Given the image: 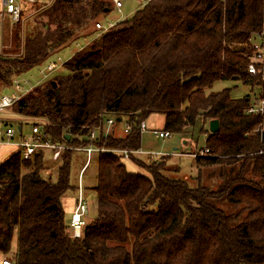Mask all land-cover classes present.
Listing matches in <instances>:
<instances>
[{"label": "trees", "instance_id": "obj_1", "mask_svg": "<svg viewBox=\"0 0 264 264\" xmlns=\"http://www.w3.org/2000/svg\"><path fill=\"white\" fill-rule=\"evenodd\" d=\"M45 5L23 4L22 18L41 8L23 40L15 30L22 54L0 55L1 87L95 36L91 27L115 6L113 0ZM117 26L13 106L17 116L43 125L54 143L104 150L96 152L97 217L72 238L62 198L71 188L74 151L63 152L55 182L44 175L45 151L29 161L17 152L0 165V254H12L14 264H264V116L246 113L259 98L213 91L217 82L264 85L263 75L248 71L252 36L264 29V0H148ZM152 114L165 117L163 131L171 136L205 135L200 150L209 154L192 157L196 187L168 176L163 154L147 155L154 159L147 163L120 153L141 150L140 126ZM110 118L114 128L124 125V136L114 137L113 128L90 141V131ZM211 120L220 124L216 134ZM122 159L143 172H129ZM205 169L221 180L217 188L201 184Z\"/></svg>", "mask_w": 264, "mask_h": 264}, {"label": "rangeland", "instance_id": "obj_2", "mask_svg": "<svg viewBox=\"0 0 264 264\" xmlns=\"http://www.w3.org/2000/svg\"><path fill=\"white\" fill-rule=\"evenodd\" d=\"M122 3L121 9L119 10L115 6H112L111 13L106 16V18H101L98 23H100L105 27V30H98L97 24L95 28L91 27L90 32L99 31L95 36L87 39H82L74 42L72 45L66 47L62 51L58 52L54 56L51 57L45 63L32 68L31 70L16 76L13 79V84H10L9 87H1L0 86V96H13L15 94V84L20 83L23 86V89H29L32 87L33 89L39 86L44 82L54 81V79L50 78V80H43L44 72L49 63H57L58 67L55 75H62L65 73V64L60 66V63H67L72 59L74 54L83 50L87 45L92 42L93 38H96L101 35V33H105L110 31L115 25H120L122 22L131 19L135 13L142 9L148 0H120ZM53 0H47V5H50ZM26 7L30 5H25ZM41 8V7H39ZM36 7V10L31 14H24V17L17 23H11L9 21H5L2 23V49L0 51V55L5 58H15L19 57L22 54V46L16 48V43L14 41V33L18 28L21 32V37L23 40V35H25L28 29H32L35 27L33 21L36 15H38V11L40 9ZM46 23V21H44ZM112 25V27H111ZM117 26V27H118ZM32 89V90H33ZM31 90V91H32ZM223 90H231V96L233 98H244L245 96H250L253 100L255 98H260L264 95V85L253 86L250 84H244L241 82H217L214 87V92H220ZM27 95V94H26ZM24 97V96H23ZM22 97V98H23ZM14 112V108L11 107L7 109L5 112L0 113V130L5 131L7 124H12L17 129V136L15 138V142L20 141L21 136L23 137H32L31 134V126L36 124L35 119L33 118H24L17 116ZM40 121V119H37ZM42 121V120H41ZM43 122V121H42ZM147 132L142 133L141 137V150L147 153H159L165 154L167 156L165 160H167L166 169L168 170V176L173 178L179 177L182 179H186L191 183V185L196 187V182H192L193 179L197 178L198 171L194 164L195 157L192 156L191 151L197 147V150H200L206 145L205 135H200L197 133L192 139H186L178 134H173L171 138L167 139H158L152 135L153 131L162 132L164 130L165 125V117L161 114H152L148 119H146ZM19 124H22L21 132L18 130ZM123 124L119 125L118 133H115L114 137H118L122 135ZM93 130V129H92ZM107 130V129H106ZM263 130H264V121H263ZM84 140H88V138H83ZM192 140V143H191ZM4 146H9V144H4ZM73 148V147H72ZM82 149V148H79ZM68 151V150H67ZM75 153L72 156V165H71V175H70V186L71 188L65 193L62 198V204L65 211V223L66 226L69 227L70 231V220L71 213L74 210L77 200H78V178L80 171L84 164H86L87 157L84 152L74 151ZM61 157L57 161L50 160L51 152L45 151V158L48 161L49 169L45 171V177H52L53 181L57 180V169L60 166ZM189 154V155H188ZM2 154H0V157ZM193 157V158H192ZM3 158V157H2ZM5 158V157H4ZM92 161L87 165V168L82 177V187L84 190V200L88 205V212L86 214V222H90L97 217V195L94 192V188L97 185V153H94L92 156ZM137 160H141L147 162L149 156L141 155ZM154 159H150L148 161L151 163ZM1 161V159H0ZM123 164L127 168L129 172L132 173H142L143 169L136 165V161L131 159H122ZM147 162V163H148ZM176 170H179V174ZM215 174H209V170L205 169L201 176V184L203 186L212 187L213 189L217 188L220 183V179L216 178ZM3 255L0 254V257Z\"/></svg>", "mask_w": 264, "mask_h": 264}, {"label": "built area", "instance_id": "obj_3", "mask_svg": "<svg viewBox=\"0 0 264 264\" xmlns=\"http://www.w3.org/2000/svg\"><path fill=\"white\" fill-rule=\"evenodd\" d=\"M37 0H0V51L2 49V23L5 21H9L11 23H17L22 19V11L24 3H35ZM115 2L116 7L120 10L122 3L120 0H113ZM98 30H105V27L100 23L97 25ZM112 27V25H111ZM252 47L254 49V53L251 58V63L249 64L248 71L250 75H263L264 76V29L255 33L251 39ZM64 63H60V66H63ZM261 66V68H258ZM57 63H49L43 76V80H50L49 76L52 73H55L57 70ZM15 85V94L13 96H0V113L5 112L7 109L13 107L17 102H19L23 96L28 94L33 88L23 89V86L20 83L14 82ZM246 113L248 115H261L264 116V95L260 97L255 105H251ZM102 120L101 124L90 131L89 140L94 141L98 137V133L103 134L104 136L109 135L112 132V129L115 126V120L110 118L105 121ZM6 130H0V144H9L15 145L18 149V152L21 155L22 160L29 161L33 159L38 153L41 151H50L51 158L54 161H57L61 157V153L72 150V151H81L87 154V164H89L91 160V155L96 152H101L104 150H100L94 147H87L83 149L68 147L64 144L54 143L52 142L44 133L43 125L38 123L33 124L31 126V134L32 137H23L21 136L20 141L15 142V138L17 136V129L14 126L9 124L5 125ZM107 129V130H106ZM260 126L255 129V131H259ZM140 130L142 132H147L146 124H142L140 126ZM129 128L127 127L125 132L128 133ZM152 135L158 139H167L171 138V135L167 132H159L153 131ZM196 150V148L194 149ZM124 155V158H129L130 155H150L151 157L160 156L159 153H147L142 150L139 151H120ZM209 154V150L204 149L199 152L192 153L193 157L203 156ZM84 167V170L86 168ZM79 195L76 203L75 210L71 216L70 220V233L73 239H80L82 237V233L84 228L87 225L86 222V214L88 212L87 202L83 199L84 195L82 194L83 189L81 186L78 188ZM0 264H14V258L12 254L3 255L0 257Z\"/></svg>", "mask_w": 264, "mask_h": 264}, {"label": "crops", "instance_id": "obj_4", "mask_svg": "<svg viewBox=\"0 0 264 264\" xmlns=\"http://www.w3.org/2000/svg\"><path fill=\"white\" fill-rule=\"evenodd\" d=\"M64 64H66V63H64ZM55 74H56V72L55 73H52L49 76V79L50 78L53 79L56 76ZM9 125H11V124H9ZM19 128H20V132H21L22 128L21 127H19ZM117 130H119V127L114 128L113 129V133L114 132L115 133H118ZM115 133H114V135H116ZM120 136H124L123 131H122V135H120ZM120 136H118V137H120ZM17 152H18V149H17V147L15 145L4 146V144H0V154H2V156L0 157V159H1L0 165L3 164L8 158H10L12 155L16 154ZM163 155H165V154H163ZM86 157H87V154H86ZM50 159L53 160L52 158H50ZM86 164H87V162H86ZM83 175H84V166L82 167V169L80 171V174H79V178H78V183H79L78 185L81 186V187H82V177H83ZM82 189H83V187H82ZM82 194L84 195V190H83ZM78 195H79V191H78ZM74 210H75V208H74ZM74 210L72 211L71 216H72Z\"/></svg>", "mask_w": 264, "mask_h": 264}, {"label": "water", "instance_id": "obj_5", "mask_svg": "<svg viewBox=\"0 0 264 264\" xmlns=\"http://www.w3.org/2000/svg\"><path fill=\"white\" fill-rule=\"evenodd\" d=\"M52 85H53L54 87H56V83H55V82H52ZM118 121L120 122L121 120L119 119ZM18 130L20 131V128H18ZM219 130H220V124H219V122H218L217 120H211V121L209 122V131H210L212 134H216V133L219 132ZM65 139L69 140V139H70V136L67 135V136L65 137Z\"/></svg>", "mask_w": 264, "mask_h": 264}]
</instances>
